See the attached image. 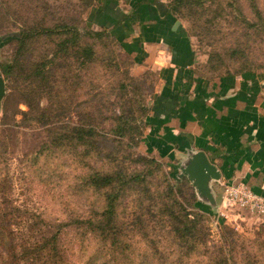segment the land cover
<instances>
[{
    "label": "rangeland",
    "instance_id": "obj_1",
    "mask_svg": "<svg viewBox=\"0 0 264 264\" xmlns=\"http://www.w3.org/2000/svg\"><path fill=\"white\" fill-rule=\"evenodd\" d=\"M97 1L90 8L83 0H0V67L9 66L0 107V227L9 236L11 224L20 256L9 264H51L45 249L35 248L53 233L62 264H264L263 218L237 207L199 210L189 180L170 168L177 163L145 149L144 108L156 73L135 69L106 31L86 33L104 30L86 26ZM145 2L173 6L200 73L245 68L264 75V0ZM64 22L77 30L57 27L23 44L12 37ZM69 36L75 40L63 43ZM131 110L132 130L118 119L122 113L129 119ZM117 127L127 129L124 137ZM93 171L122 174L114 188L127 183L102 233L75 222L93 207L105 209L103 191L86 190ZM181 207L200 214L190 234L179 231Z\"/></svg>",
    "mask_w": 264,
    "mask_h": 264
},
{
    "label": "crops",
    "instance_id": "obj_2",
    "mask_svg": "<svg viewBox=\"0 0 264 264\" xmlns=\"http://www.w3.org/2000/svg\"><path fill=\"white\" fill-rule=\"evenodd\" d=\"M97 2L90 26L114 35L135 69L156 73L145 149L171 164L184 160L187 151H204L220 172L211 185L217 210L227 185L241 182L264 196V75L206 76L197 67L186 27L168 7L135 0Z\"/></svg>",
    "mask_w": 264,
    "mask_h": 264
},
{
    "label": "trees",
    "instance_id": "obj_3",
    "mask_svg": "<svg viewBox=\"0 0 264 264\" xmlns=\"http://www.w3.org/2000/svg\"><path fill=\"white\" fill-rule=\"evenodd\" d=\"M138 3H143L144 1H149V0H135ZM92 2L93 0H83V4L85 7H92ZM174 10L173 6L169 7V10L171 11ZM173 12V11H171ZM174 13V12H173ZM89 20V19H88ZM87 20V21H88ZM91 24L90 20L88 21V23H86V26L88 27ZM57 27H61L63 29V33H73L77 30L76 25H73L71 23H61V24H54L53 27H40V29H35V28H31L30 30H25L22 29L20 32H15L12 34L13 38H16L17 40H19V42H21V44H23L30 36H34V34L38 33H55L57 30L55 28ZM106 30L104 29L102 32H97V33H90L89 31H86L87 34H91V35H95V36H101ZM108 33V32H107ZM110 36L114 37L116 40L117 38L113 35H111L110 33H108ZM70 40H75L74 37L69 36L68 39L67 37L63 40V43H66ZM117 43H119V40H117ZM85 53L86 55L89 57L91 55V49L89 47H86L85 49ZM241 71H239L238 73L241 72H245V71H251L249 69H239ZM0 71L2 72V74H9V66L8 65H4L0 67ZM228 73V72H227ZM231 73V72H229ZM145 113H144V118H143V125L145 126V119L146 116L148 114V110L149 107L144 108ZM118 119L120 121L123 122L124 126L130 130L137 128L136 125H131L130 122H135L136 121V116L134 115V113L131 110V116L129 117V119L122 113L118 116ZM125 127H117L116 133L119 134L120 137H124L125 134L127 133V129ZM78 129V128H77ZM79 130L81 131L82 128H79ZM138 130V129H137ZM82 133L86 134L88 133V131H82ZM139 133H141L139 131ZM142 134V133H141ZM80 138L82 136H79ZM124 176L120 173H100L99 171H93L91 174L87 175V181H86V190L89 191L91 190L92 192L96 193L98 191H103V198H104V210L101 214H99L98 211L95 210L96 207L91 208V213L87 214V217L83 218V217H77L75 219V222H77V224H84L87 223L91 230L93 232H97L99 230L100 233L104 232V228H106L108 231L110 230L109 228H111L110 222L112 221V215L114 212V208L116 206L118 197L120 195V193L124 190V186L127 184L126 181H122L120 186L117 188H114V185L116 183V179H122ZM126 183V184H125ZM129 184V182H128ZM194 195V193H192ZM193 204L199 209V210H203V206L202 204L198 203L197 201H194ZM201 212V211H200ZM181 215L177 216V218L179 219L180 223L183 224V228H181L182 230L179 231H183V232H187V233H191L193 231V229L196 227V224L198 223V219H199V215L198 213H194V215H189L191 213H188L186 211V209L184 207H181ZM193 217L192 219H188ZM221 221L223 220L222 217H220ZM188 223H190L191 225H188ZM11 224L8 223L6 229L9 231L10 235L7 236L6 234L3 233L2 231V227L0 230V264H9L10 260L12 259H20V256L17 255V251H15L17 248V243L14 241V239H12L11 236V232L13 231L12 229H10ZM174 232H178V230L174 231ZM181 235H183L181 233ZM57 235L56 233H53L49 236H45L42 237L41 241H39L36 245V251L38 250H43L45 249V253H43L46 257H48V261L51 264H62V261L57 260V258L55 256L60 257V255L58 254L57 250ZM13 248V250L10 249ZM8 250L11 251V255L9 254ZM41 254V253H40ZM12 262V261H11ZM13 264V263H11Z\"/></svg>",
    "mask_w": 264,
    "mask_h": 264
},
{
    "label": "water",
    "instance_id": "obj_4",
    "mask_svg": "<svg viewBox=\"0 0 264 264\" xmlns=\"http://www.w3.org/2000/svg\"><path fill=\"white\" fill-rule=\"evenodd\" d=\"M4 94L5 81L0 71V107ZM176 167L179 170L178 176H185L194 188L198 203L204 204L207 208H216L217 203L211 185L212 181L220 179V172L215 165L209 162L204 151H187L186 158L181 160Z\"/></svg>",
    "mask_w": 264,
    "mask_h": 264
},
{
    "label": "built area",
    "instance_id": "obj_5",
    "mask_svg": "<svg viewBox=\"0 0 264 264\" xmlns=\"http://www.w3.org/2000/svg\"><path fill=\"white\" fill-rule=\"evenodd\" d=\"M222 198L223 209L237 207L264 219V196L254 193L246 184L239 182L227 185ZM221 215L224 216L222 212Z\"/></svg>",
    "mask_w": 264,
    "mask_h": 264
}]
</instances>
